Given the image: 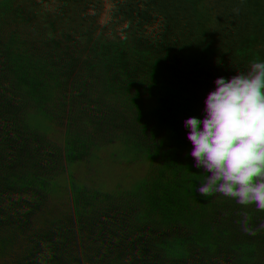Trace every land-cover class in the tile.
<instances>
[{"label":"rangeland","instance_id":"obj_1","mask_svg":"<svg viewBox=\"0 0 264 264\" xmlns=\"http://www.w3.org/2000/svg\"><path fill=\"white\" fill-rule=\"evenodd\" d=\"M242 1L239 4L245 9L251 5V0ZM204 2L0 0V69L29 46L68 31L124 39L163 68L181 106L179 136L169 156L149 264H251V201L253 190L264 186V175L257 167L264 164V56L248 48L250 37L234 33L239 11L230 13L231 9L216 1L215 11L205 16ZM14 6L21 15L12 13ZM174 7L183 8V14L175 13ZM189 18L195 32L209 24L205 39L192 44L185 41L183 29ZM76 49L81 52L79 47L72 48ZM71 69L63 77L51 72L47 81L54 94L65 87L63 100L73 106L72 120L62 122L60 105L53 102L39 113L0 121V188L15 186L34 195L46 194L77 213L121 225L128 219L143 166L141 158L147 151L134 147L141 142L137 137L129 155L122 138L125 127L113 125L103 111L109 99L103 95L113 82L119 86L118 79L97 88L95 74L88 67L82 74L75 71L76 66ZM43 70L38 68V72ZM127 100L120 96L114 101L123 104ZM124 107L109 104L108 116L114 117ZM187 109L191 117L185 131L190 116L185 114ZM68 126L74 137L85 134L90 140L96 135L93 138L101 140L99 147L105 151L99 155L79 147L81 161L69 167L72 171H61L58 138ZM108 131L113 133L111 139ZM187 140L191 148L185 145ZM140 149L137 155L135 150ZM0 198L21 202L17 206L26 215L25 223L19 219L22 229L18 232V221L11 225L16 239L29 242L30 256H41L45 264H62L58 255L49 256L38 244L40 233L67 264L120 263L122 240L91 235L43 204L8 193ZM243 238L247 241L239 245Z\"/></svg>","mask_w":264,"mask_h":264},{"label":"flooded vegetation","instance_id":"obj_2","mask_svg":"<svg viewBox=\"0 0 264 264\" xmlns=\"http://www.w3.org/2000/svg\"><path fill=\"white\" fill-rule=\"evenodd\" d=\"M216 1L221 6L231 9L230 13L236 10L238 14L239 11L234 33L241 34L245 39L250 37L246 44L249 45L248 48L251 52L264 56V9L260 5L261 1L251 0V5L245 9L243 5L239 4V1L243 3L242 0H205L202 4L203 12L206 13L205 16L212 15L210 13L215 11L213 7L218 4ZM174 11L175 13L180 11L183 14V8L176 7ZM12 13L21 15V10L18 6H14ZM205 16L202 17L203 20L206 19ZM190 23V18L185 19L186 25L183 32H186L184 35L186 42L192 44L194 40H203L206 34H209V24L204 23L205 26L198 28L195 32ZM232 25H234V22ZM70 34L106 37L109 40L95 38L73 42L63 41L44 54L33 57L25 55L30 48L39 43ZM113 40L119 42V45L111 43ZM73 47L81 48V52H78L77 49L72 50ZM22 56L25 61L21 64L17 60ZM66 61L68 65L64 66ZM71 66H76L77 70L75 71L78 74H82V71L84 73L85 68L88 67L95 74L92 77H95L93 84L97 88L118 79L119 86H116L113 82L103 95V97H109L103 111L106 113L107 120L112 122L113 125L122 124L125 127L123 128L124 136L122 138L128 146L126 149L129 150V155L133 151L135 138L137 139V137H140L141 142L134 147L136 149L141 147L147 151L143 152L141 158L143 159V166L129 208L128 219L121 225L97 221L91 216L66 208L64 201L51 199L46 194L34 195L30 191L15 186L0 188V197L8 193L29 202L43 204L63 213L91 235L122 240V257L119 264H149L154 236L162 211L164 180L169 156L179 136L177 120L179 118L178 110L181 106L173 93L163 68L144 50L110 34L68 31L60 32L29 46L14 57L7 66L0 69V121L17 114L39 113L43 107L53 102H58L60 105L59 113L62 122L72 120V116L75 114L73 106L70 107L63 100L65 87L61 86L59 92L54 94L50 91L47 81L51 72H57L62 77L67 76L72 70ZM39 67H43L45 70L38 72ZM120 96L127 98V102L120 104L114 101L116 97ZM109 104L125 107L124 109L120 108L121 110L114 117H109L107 113ZM165 108L168 111V123L166 122ZM186 108H189L188 105H186ZM185 114L190 115L186 118L184 128L186 131L188 129V119L191 117L190 110H185ZM69 126L66 132L64 130L59 134L60 137L58 138L57 150L59 157H61L58 166H60L61 171L63 168L72 171L69 167L81 161L77 156L81 152V148H91V151H97L99 155H102V151H105L102 147H99L101 140L93 138L96 135L92 134L90 140L87 139L88 137L85 134L74 137L72 132H68V130L71 131ZM112 134L108 131L107 137L111 139ZM185 145L191 148L190 140H187ZM79 147L81 148L79 149ZM142 149L135 150L137 155ZM260 149V146L255 147L256 155H259ZM90 157L93 161L95 160L94 157ZM135 157L133 159L136 160ZM137 162L139 161L137 160ZM257 167L261 170L259 172L261 176L264 175V164L257 165ZM253 191L255 198L251 201V213L254 208L264 204V186L261 190L255 189ZM214 193H217V189ZM18 203L21 202L0 201V264H45L41 256L33 257L29 255L30 246L27 240L15 238L16 229H12L11 223L18 221V232L22 229L20 220L25 223L26 217L19 210ZM13 205L16 207H11ZM5 206L10 207L5 208ZM241 227H244V225H241ZM249 227H251V224ZM243 229L247 228L244 227ZM37 241L44 249L48 250L49 256L58 255L62 264H67L57 249L44 243L40 233L37 234Z\"/></svg>","mask_w":264,"mask_h":264},{"label":"trees","instance_id":"obj_3","mask_svg":"<svg viewBox=\"0 0 264 264\" xmlns=\"http://www.w3.org/2000/svg\"><path fill=\"white\" fill-rule=\"evenodd\" d=\"M260 5L264 9V1L260 0ZM263 3V4H261ZM100 39L102 40H109L106 37H97L92 35H85V34H70L65 35L63 37H58L55 39H51L42 43H39L32 48H30L25 55L27 56H36L46 53L49 49L57 47L60 45L63 41H80V40H92V39ZM111 43L115 45H119V42L113 40ZM19 63H23L24 57L22 56L17 60ZM264 204L257 206L253 209V212L251 213V264H264ZM247 241V239L243 240L241 239V242H239V245H244V243ZM244 248H246L244 246ZM242 249V247L240 248Z\"/></svg>","mask_w":264,"mask_h":264}]
</instances>
